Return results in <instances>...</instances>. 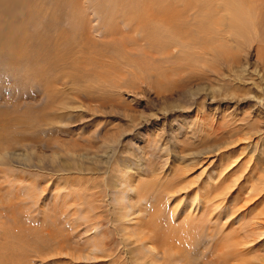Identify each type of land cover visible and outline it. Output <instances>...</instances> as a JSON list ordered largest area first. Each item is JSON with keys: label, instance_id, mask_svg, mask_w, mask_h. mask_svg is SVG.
Instances as JSON below:
<instances>
[{"label": "rangeland", "instance_id": "obj_1", "mask_svg": "<svg viewBox=\"0 0 264 264\" xmlns=\"http://www.w3.org/2000/svg\"><path fill=\"white\" fill-rule=\"evenodd\" d=\"M76 3L25 23L0 0V111L24 115L0 151L1 260L118 264L155 207L207 219L185 263L264 264V0L153 12V46Z\"/></svg>", "mask_w": 264, "mask_h": 264}, {"label": "bare ground", "instance_id": "obj_2", "mask_svg": "<svg viewBox=\"0 0 264 264\" xmlns=\"http://www.w3.org/2000/svg\"><path fill=\"white\" fill-rule=\"evenodd\" d=\"M54 1L55 5L52 7L47 0H8V6L6 5L4 13L6 15L9 14L13 19H15V14L16 16L21 15V17L26 19L25 23H29L33 13L37 15H48L52 14L56 9H65L67 7L66 10L69 13L70 20L72 19L73 21L74 19H78V16L74 12L78 7V3L75 4L77 0H73L74 2L66 0ZM191 1L192 0H101L102 5L100 7L103 10L104 23H112L113 20H117L127 27L126 29L135 28L134 31L141 29V38L144 41L147 39L148 43L153 46V12L161 15V11L165 13L167 10L170 11L172 5H186V3H190ZM18 4L20 5L16 7ZM157 14L154 16H157ZM167 14L168 13H166V15ZM42 27L44 28V25ZM155 28L160 38L161 31L157 27ZM23 116L18 114L11 115L7 112L0 111V151L4 152V154L18 144L15 137L19 136L21 130H23L24 123L21 120ZM185 173L186 172H180L176 174L172 181L165 183L167 184L165 186L158 187L154 190V193L156 195H161L160 193L163 192L167 196L173 189L176 190V192L186 189L188 185L186 182L184 183L186 177ZM154 187L156 186L153 183L146 186L144 190L149 195ZM171 194L173 193L171 192ZM153 212L148 223L144 227H140L138 229L139 234L135 235L134 245H137L138 251L131 255L132 252L130 249H123L124 251H119V253L125 258H122L123 261H121V259H115V261H118V264H190L189 262L185 263V256L187 257L189 254L192 239L197 237V233L200 235V229L206 226L207 219H194V217L190 218L189 216V218L183 220L182 223H176L174 220L175 213L170 214L168 217H166L165 214L159 215L163 210L160 209L157 213L155 207H153ZM39 241L42 244V241ZM111 244L112 242L107 244L104 239L102 240L101 248L99 249L100 254L103 255L101 258L112 257V254H116L117 250L110 249L113 248V246H110ZM224 254L221 255V257L224 256L222 264H227L231 261V257L236 255V252L234 251L232 255H228L227 253ZM2 258L6 259L4 256ZM0 264L9 263L1 260Z\"/></svg>", "mask_w": 264, "mask_h": 264}]
</instances>
